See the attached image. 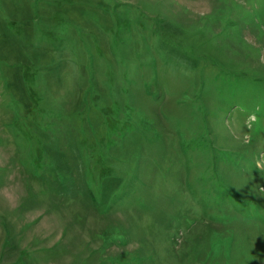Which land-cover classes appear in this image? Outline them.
<instances>
[{"label": "rangeland", "instance_id": "374dc122", "mask_svg": "<svg viewBox=\"0 0 264 264\" xmlns=\"http://www.w3.org/2000/svg\"><path fill=\"white\" fill-rule=\"evenodd\" d=\"M0 264H264V0H0Z\"/></svg>", "mask_w": 264, "mask_h": 264}]
</instances>
